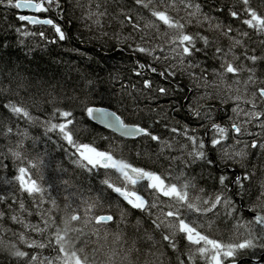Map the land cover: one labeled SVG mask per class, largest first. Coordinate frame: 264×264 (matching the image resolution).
<instances>
[{"label": "snow or ice", "instance_id": "6c2138e0", "mask_svg": "<svg viewBox=\"0 0 264 264\" xmlns=\"http://www.w3.org/2000/svg\"><path fill=\"white\" fill-rule=\"evenodd\" d=\"M0 9L26 22L2 18L0 264H238L264 249V0ZM73 38L127 53L129 75ZM89 122L113 133L103 148L82 139ZM49 149L63 177L45 186Z\"/></svg>", "mask_w": 264, "mask_h": 264}, {"label": "trees", "instance_id": "16d2710c", "mask_svg": "<svg viewBox=\"0 0 264 264\" xmlns=\"http://www.w3.org/2000/svg\"><path fill=\"white\" fill-rule=\"evenodd\" d=\"M253 5H257L259 3V0H252ZM17 14H21L18 10H14ZM7 15V22L8 23H25L26 22H19L15 20V17L13 15L12 12H8L7 14L4 12L3 9H0V38H3L4 36V29L6 27L5 22L3 21V17ZM50 16L52 14H49ZM54 18V16H53ZM64 27L66 28V30H68L69 32L74 31V25H69L67 18H65V20L62 22ZM27 27L31 28L33 26L31 25H27ZM38 27V26H37ZM44 30L46 32H50V30L48 29L47 26L44 27ZM12 39L15 38V33L13 32L11 34ZM29 40L34 39V38H27ZM66 48H71V47H79L82 51L87 49L88 52L91 54L93 53V51L98 52L99 56L97 57V59H99V57H104L105 60L102 61L103 63H106L107 67H112L115 66L116 68L121 69L124 74L127 76L129 75V69L131 68V63L128 60V54L125 52H117L115 50H101V49H95L93 50V46L90 44H81L79 42V40H76L75 38H73V40L71 42L66 43L65 45ZM52 48V55H55L59 58V55L63 54L61 48L56 47V46H51ZM11 54L13 56H22V53L16 51V50H10ZM64 59L68 60L70 57L72 58L73 62L76 59L75 54L68 52L66 54H63ZM37 59H39V56L37 55ZM48 59H51V57H48ZM43 61H41L42 63ZM174 102V101H173ZM162 103H165V105L167 104V101H162ZM96 105L100 106V107H108V98L105 95L103 97V99H101L100 97L96 98ZM111 110V109H110ZM89 127L94 129L95 132V136H90L87 138L82 137V139L85 140V142H92V140H95V143L98 147L103 148L105 146V141H102L101 139H99V137L101 136H109L110 138H113V133H111L110 131L99 127L98 125L94 124L93 122H89ZM34 134H36L34 132ZM38 149L41 151H44L45 148L47 147L43 141V139H41V141H39L38 145H37ZM49 151L51 152V149H49ZM63 159V152L62 151H58V152H51V154L47 157H45V167L43 169L42 175H43V180L41 181V183H43L45 186H47V184L49 183H55L57 180V177H63V173L62 172H56V161L58 160H62ZM64 166L68 167L70 171H72L71 166L67 165V161L63 162ZM11 168L8 169V174L11 175ZM73 175H75V172H73ZM264 252V249L261 248H255L250 250L245 256L239 257V259L244 258V257H248L251 259H259L262 255V253ZM243 264H251L249 262H244ZM260 264H264V258L262 263Z\"/></svg>", "mask_w": 264, "mask_h": 264}, {"label": "water", "instance_id": "95a60500", "mask_svg": "<svg viewBox=\"0 0 264 264\" xmlns=\"http://www.w3.org/2000/svg\"><path fill=\"white\" fill-rule=\"evenodd\" d=\"M19 11L21 13L25 14V15L31 14L27 10H19ZM93 123L96 124V125H98L99 127L104 128L102 125H100V124H98L96 122H93ZM106 130H108V129H106ZM261 257H264V253L261 255ZM244 262H249L251 264H260L261 263V259H251V258H248V257H244V258H241V259L238 260V264H243Z\"/></svg>", "mask_w": 264, "mask_h": 264}, {"label": "bare ground", "instance_id": "6f19581e", "mask_svg": "<svg viewBox=\"0 0 264 264\" xmlns=\"http://www.w3.org/2000/svg\"><path fill=\"white\" fill-rule=\"evenodd\" d=\"M263 253H264V252H263ZM263 253H262V254H263ZM263 258H264V257H260V258H259V259H261V263H262V261H263Z\"/></svg>", "mask_w": 264, "mask_h": 264}]
</instances>
